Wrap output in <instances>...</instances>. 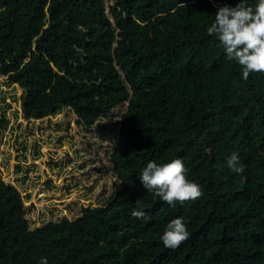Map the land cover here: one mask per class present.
Wrapping results in <instances>:
<instances>
[{"label":"trees","instance_id":"obj_1","mask_svg":"<svg viewBox=\"0 0 264 264\" xmlns=\"http://www.w3.org/2000/svg\"><path fill=\"white\" fill-rule=\"evenodd\" d=\"M237 3L0 0V78L24 90L26 119L71 108L91 128L124 108L109 169L119 187L81 217L31 229L0 177V264H264V72L242 79L206 30ZM234 151L243 172L226 164ZM176 157L203 195L173 207L139 174ZM177 216L191 235L168 248Z\"/></svg>","mask_w":264,"mask_h":264},{"label":"rangeland","instance_id":"obj_2","mask_svg":"<svg viewBox=\"0 0 264 264\" xmlns=\"http://www.w3.org/2000/svg\"><path fill=\"white\" fill-rule=\"evenodd\" d=\"M24 95L0 78V177L20 191L30 228L75 220L104 204L119 187L109 169L124 108L87 128L71 108L26 119Z\"/></svg>","mask_w":264,"mask_h":264},{"label":"clouds","instance_id":"obj_3","mask_svg":"<svg viewBox=\"0 0 264 264\" xmlns=\"http://www.w3.org/2000/svg\"><path fill=\"white\" fill-rule=\"evenodd\" d=\"M206 30L218 39L226 59L242 66V79L247 80L250 73L264 72V0L254 3L239 0L235 6L218 7L214 21ZM226 164L236 172H243L240 156L235 151L227 157ZM139 178L147 192H154L173 207L176 201L196 200L203 195L202 186L188 178L183 157L164 163L149 161L141 169ZM131 215L145 218L148 213L134 207ZM190 235L185 218L177 216L167 223L161 240L165 247L175 248ZM38 264H48V258L42 256Z\"/></svg>","mask_w":264,"mask_h":264}]
</instances>
